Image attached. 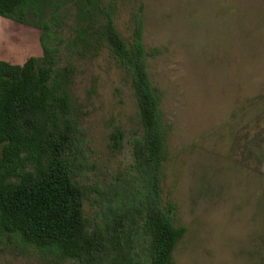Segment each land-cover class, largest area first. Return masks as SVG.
Masks as SVG:
<instances>
[{
    "label": "rangeland",
    "instance_id": "374dc122",
    "mask_svg": "<svg viewBox=\"0 0 264 264\" xmlns=\"http://www.w3.org/2000/svg\"><path fill=\"white\" fill-rule=\"evenodd\" d=\"M108 6L126 46L134 14L143 21L167 127L161 205L185 229L170 264H264V0H40L25 22L0 17V60L42 63L44 24L46 44L57 48L55 68L67 70L91 223L96 189L133 173L132 142L143 133L129 71L104 37ZM0 264L73 261L0 233Z\"/></svg>",
    "mask_w": 264,
    "mask_h": 264
},
{
    "label": "trees",
    "instance_id": "16d2710c",
    "mask_svg": "<svg viewBox=\"0 0 264 264\" xmlns=\"http://www.w3.org/2000/svg\"><path fill=\"white\" fill-rule=\"evenodd\" d=\"M39 1L0 0V17L25 22ZM104 16L106 43L129 71L143 127L132 142L133 173L96 189L99 206L89 222L79 183L88 170L83 130L63 82L67 70L55 68L57 48L46 44L43 24L42 63L32 56L22 64L0 60V233L73 264H170L185 229L161 205L167 127L147 69L142 17L134 14L126 46L111 6ZM112 137L118 144L120 134Z\"/></svg>",
    "mask_w": 264,
    "mask_h": 264
}]
</instances>
